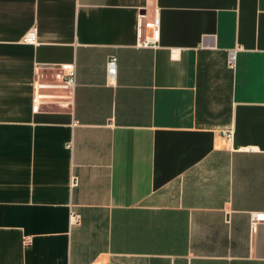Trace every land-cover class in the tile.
Here are the masks:
<instances>
[{"label":"crops","instance_id":"0c3cea01","mask_svg":"<svg viewBox=\"0 0 264 264\" xmlns=\"http://www.w3.org/2000/svg\"><path fill=\"white\" fill-rule=\"evenodd\" d=\"M65 62L74 100L34 112ZM253 211L264 0H0V264H264Z\"/></svg>","mask_w":264,"mask_h":264},{"label":"built area","instance_id":"2783aa9c","mask_svg":"<svg viewBox=\"0 0 264 264\" xmlns=\"http://www.w3.org/2000/svg\"><path fill=\"white\" fill-rule=\"evenodd\" d=\"M141 16H139V25L141 24ZM144 26L150 27L152 29V34L150 37H144L140 44L148 46L157 40L156 23L154 20L145 21ZM36 36V27L33 26L24 34L22 41L34 44L36 42ZM230 61H232V55ZM106 68L109 79L113 80L117 68L116 56L111 55L108 57ZM75 88L76 67L74 62L58 63L46 67H36L33 80L32 110L36 112L42 104L47 102H72L74 100ZM72 124L76 125L78 124V121L74 120ZM231 133V130L224 131V134L227 137H230ZM70 220L71 222H75L77 220V214L71 212ZM259 222H264V211L251 212V227L254 229Z\"/></svg>","mask_w":264,"mask_h":264}]
</instances>
